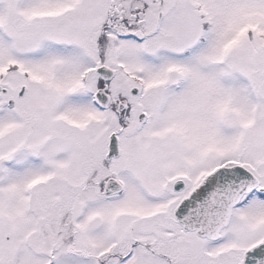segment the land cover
Returning <instances> with one entry per match:
<instances>
[{
	"label": "snow or ice",
	"instance_id": "snow-or-ice-1",
	"mask_svg": "<svg viewBox=\"0 0 264 264\" xmlns=\"http://www.w3.org/2000/svg\"><path fill=\"white\" fill-rule=\"evenodd\" d=\"M0 264H264V0H0Z\"/></svg>",
	"mask_w": 264,
	"mask_h": 264
}]
</instances>
